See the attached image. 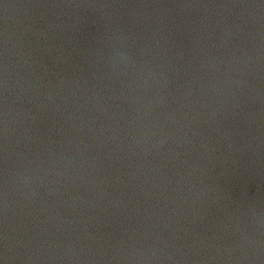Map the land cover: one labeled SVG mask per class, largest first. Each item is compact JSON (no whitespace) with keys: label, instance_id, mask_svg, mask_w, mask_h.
Wrapping results in <instances>:
<instances>
[{"label":"water","instance_id":"1","mask_svg":"<svg viewBox=\"0 0 264 264\" xmlns=\"http://www.w3.org/2000/svg\"><path fill=\"white\" fill-rule=\"evenodd\" d=\"M0 264H264V0H0Z\"/></svg>","mask_w":264,"mask_h":264}]
</instances>
